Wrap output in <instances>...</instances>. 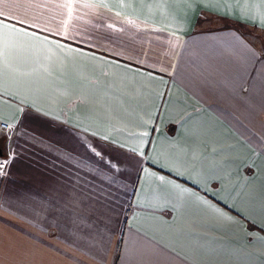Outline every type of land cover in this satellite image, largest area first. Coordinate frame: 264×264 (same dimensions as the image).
Returning <instances> with one entry per match:
<instances>
[{
  "label": "crops",
  "instance_id": "crops-1",
  "mask_svg": "<svg viewBox=\"0 0 264 264\" xmlns=\"http://www.w3.org/2000/svg\"><path fill=\"white\" fill-rule=\"evenodd\" d=\"M6 4L67 47L22 39L0 102V264H264V0Z\"/></svg>",
  "mask_w": 264,
  "mask_h": 264
},
{
  "label": "snow or ice",
  "instance_id": "snow-or-ice-1",
  "mask_svg": "<svg viewBox=\"0 0 264 264\" xmlns=\"http://www.w3.org/2000/svg\"><path fill=\"white\" fill-rule=\"evenodd\" d=\"M0 4H6V0H0ZM6 6H8L6 4ZM31 6L30 0H11L10 7L13 9H26ZM87 7L94 8H107L108 5L105 3L100 4H88ZM64 9L67 10V15L69 19L72 16V7L71 3H65L61 5ZM227 15V13H222ZM116 15H119L117 13ZM232 19H240L242 22L247 24H252L257 28L264 29V18L257 23L255 20L245 19L242 16H233ZM129 23H134V21H129ZM109 27H114V25H109ZM47 29L41 28L40 23L37 20L30 21L25 18V16L18 15L16 12H6L3 9H0V102H4L5 98L9 101L16 99V96L13 94L10 89L15 88L16 91H20V85L17 81L14 80L13 73L17 71L16 68V59H17V50L20 47V41L26 39L28 41H36L43 45H55L57 48L67 47L64 44L58 43L55 40H50L47 36L42 35ZM50 35L52 33L48 30ZM29 48L31 45L28 46ZM73 50L74 49H70ZM248 69L247 67H242L239 69V88L242 91H247L245 84H248ZM264 80V76H262ZM253 86V85H250ZM261 89L264 90V83L261 84ZM149 135L148 132L139 133V136L143 138ZM107 140V137H104ZM109 143H114V141H108ZM123 147V145H120ZM135 152L136 149H130ZM89 151L93 153L94 156L99 157L101 162L111 170L112 172L119 171L120 161L113 157L111 159L105 160L101 152L91 145H89ZM139 155L143 157L145 154L143 151L139 152ZM12 157L10 156L8 160H0V176L6 175L7 165L11 162ZM78 163H82L78 162ZM163 167V165H162ZM169 171H172L169 169ZM177 176H180L181 173L176 172ZM159 179L163 181L164 185L167 186L168 191L166 193L168 199H173L176 201H184L187 199H194L197 202H200L207 206L209 209H212L215 213L219 214L222 217H227L226 213H223L218 207L209 203L203 196L198 195L196 191L191 187H185L183 184L178 183L175 179H167L165 176H159ZM187 180V177H185ZM192 184L196 187H200V182L193 180ZM215 187H219V184H216ZM207 192V189L204 190ZM231 220V217H227ZM261 227H264L262 225Z\"/></svg>",
  "mask_w": 264,
  "mask_h": 264
},
{
  "label": "built area",
  "instance_id": "built-area-1",
  "mask_svg": "<svg viewBox=\"0 0 264 264\" xmlns=\"http://www.w3.org/2000/svg\"><path fill=\"white\" fill-rule=\"evenodd\" d=\"M1 126H2V127H6V128H8L9 125H8L7 123H1ZM1 178H2V176H0V179H1Z\"/></svg>",
  "mask_w": 264,
  "mask_h": 264
},
{
  "label": "water",
  "instance_id": "water-1",
  "mask_svg": "<svg viewBox=\"0 0 264 264\" xmlns=\"http://www.w3.org/2000/svg\"><path fill=\"white\" fill-rule=\"evenodd\" d=\"M4 154L3 148L0 146V156Z\"/></svg>",
  "mask_w": 264,
  "mask_h": 264
},
{
  "label": "rangeland",
  "instance_id": "rangeland-1",
  "mask_svg": "<svg viewBox=\"0 0 264 264\" xmlns=\"http://www.w3.org/2000/svg\"><path fill=\"white\" fill-rule=\"evenodd\" d=\"M263 39V46H264V34L260 36Z\"/></svg>",
  "mask_w": 264,
  "mask_h": 264
},
{
  "label": "trees",
  "instance_id": "trees-1",
  "mask_svg": "<svg viewBox=\"0 0 264 264\" xmlns=\"http://www.w3.org/2000/svg\"><path fill=\"white\" fill-rule=\"evenodd\" d=\"M237 25V24H236ZM238 26V25H237Z\"/></svg>",
  "mask_w": 264,
  "mask_h": 264
}]
</instances>
